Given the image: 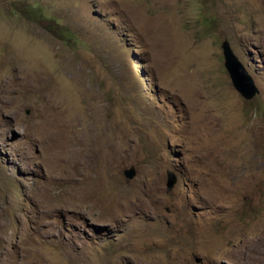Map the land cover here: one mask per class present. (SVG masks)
Segmentation results:
<instances>
[{
	"label": "rangeland",
	"instance_id": "obj_1",
	"mask_svg": "<svg viewBox=\"0 0 264 264\" xmlns=\"http://www.w3.org/2000/svg\"><path fill=\"white\" fill-rule=\"evenodd\" d=\"M0 264H264V0H0Z\"/></svg>",
	"mask_w": 264,
	"mask_h": 264
},
{
	"label": "bare ground",
	"instance_id": "obj_2",
	"mask_svg": "<svg viewBox=\"0 0 264 264\" xmlns=\"http://www.w3.org/2000/svg\"><path fill=\"white\" fill-rule=\"evenodd\" d=\"M53 102V101H52ZM46 107V106H45ZM52 108V107H51ZM42 109H44V108H42ZM47 110V109H46ZM52 110V109H51ZM44 112V111H43ZM48 112V111H47ZM54 112V111H53ZM49 113V112H48ZM44 116V115H43ZM52 120V119H51ZM50 120L47 122L46 120L42 123V125H43V128H44V130L45 129H47V126H51L50 125ZM58 124V123H57ZM48 127V128H49ZM52 128H54V131H56V128H55V126H54V123H53V127ZM48 132H50V131H48ZM57 132V131H56ZM64 132H66V131H64ZM47 133V132H46ZM53 134V133H52ZM52 134L51 135H49V136H52ZM55 135V134H54ZM68 135V134H67ZM92 134H82L81 136H78L77 137V139L74 141V143H71V145L74 147L75 146V148H76V150H75V152H78V151H84L85 152V154H86V152L89 150V142L90 141H93V136H91ZM65 136V135H64ZM76 137V135L73 137V139ZM70 138V137H69ZM69 138H66V140H67V142H68V140H71V139H69ZM72 139V140H73ZM65 140V141H66ZM64 141V142H65ZM62 144H64L63 143V138H61V137H58L53 143H52V146H53V148H54V151L57 149V148H59ZM70 145V147H72ZM74 150V149H73ZM101 157V156H100ZM54 158H55V160H58L59 159V154H58V150H56L55 151V154H54ZM104 158V157H103ZM76 159H78L77 158V155H75V153L70 157V158H66L65 159V164H66V169L68 170V171H70V172H72L73 174H76L77 176H79L80 175V171H79V169L78 168H80V166H81V164H82V162H83V160H82V162L79 164V165H76ZM96 160V159H95ZM89 163H90V166H89V168H90V170H91V168H92V165H91V159L89 158ZM170 174H171V176H173V178H174V182H175V177H174V175L170 172ZM79 179V178H78ZM174 184V183H173ZM166 185H167V183H166ZM88 189H89V187H87ZM83 191V190H82ZM79 196V195H78ZM92 196L93 195H87V196H84V197H79V198H77L78 200H80V201H82L84 204H85V206H87V207H89V208H95V207H101L102 208V211L101 212H99V213H102V212H105V213H107V215H108V218L109 219H114V217L116 218L117 217V215H119L120 213H122L123 211H125L126 213H128V212H132V207H131V205H130V203L128 202V201H125V202H123L122 203V201L125 199V198H123V199H118V200H108V199H106V198H103V199H99V198H96L95 199V201L92 199ZM128 198V197H127ZM103 207H102V206Z\"/></svg>",
	"mask_w": 264,
	"mask_h": 264
},
{
	"label": "water",
	"instance_id": "obj_3",
	"mask_svg": "<svg viewBox=\"0 0 264 264\" xmlns=\"http://www.w3.org/2000/svg\"><path fill=\"white\" fill-rule=\"evenodd\" d=\"M222 54L224 57V67L226 68L229 78L233 84V87L241 94L245 99L251 98L257 91V88L253 84L251 76L245 70L242 63L238 60L233 53L230 44L227 40H223L221 43ZM127 177L134 175V169L131 166L129 172H125ZM174 183V178L168 173L167 190H169Z\"/></svg>",
	"mask_w": 264,
	"mask_h": 264
},
{
	"label": "trees",
	"instance_id": "obj_4",
	"mask_svg": "<svg viewBox=\"0 0 264 264\" xmlns=\"http://www.w3.org/2000/svg\"><path fill=\"white\" fill-rule=\"evenodd\" d=\"M24 13H28L32 16V18L37 19V20H42L44 17H42V12L34 10L32 8L26 7L23 10Z\"/></svg>",
	"mask_w": 264,
	"mask_h": 264
},
{
	"label": "clouds",
	"instance_id": "obj_5",
	"mask_svg": "<svg viewBox=\"0 0 264 264\" xmlns=\"http://www.w3.org/2000/svg\"><path fill=\"white\" fill-rule=\"evenodd\" d=\"M226 40V39H225ZM228 41V40H227ZM233 51V50H232ZM234 53V52H233Z\"/></svg>",
	"mask_w": 264,
	"mask_h": 264
}]
</instances>
